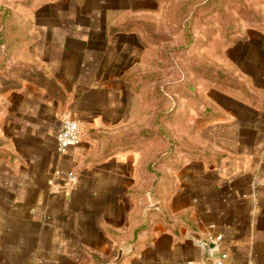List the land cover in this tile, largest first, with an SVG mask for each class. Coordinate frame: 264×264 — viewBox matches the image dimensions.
<instances>
[{
    "label": "crops",
    "instance_id": "0c3cea01",
    "mask_svg": "<svg viewBox=\"0 0 264 264\" xmlns=\"http://www.w3.org/2000/svg\"><path fill=\"white\" fill-rule=\"evenodd\" d=\"M41 41L33 65L58 91L39 75L7 89L0 264H188L221 253L226 264H264V112L240 104L216 118L210 159L194 149L156 180L148 143L156 135L110 143L118 137L107 129L123 112L106 116L109 99L83 38ZM64 117L80 122L82 143L60 153ZM210 235L221 237L213 250Z\"/></svg>",
    "mask_w": 264,
    "mask_h": 264
},
{
    "label": "rangeland",
    "instance_id": "374dc122",
    "mask_svg": "<svg viewBox=\"0 0 264 264\" xmlns=\"http://www.w3.org/2000/svg\"><path fill=\"white\" fill-rule=\"evenodd\" d=\"M124 24L128 31L112 32ZM67 35L83 38L95 57L101 97L113 104L106 116L123 112L115 128L101 127L138 139L170 112V137L157 133L148 142L156 180L164 165L174 174L194 149L210 159L216 118L240 104L264 112V0H0V140L7 77L18 82L19 68L35 70L36 40L52 47Z\"/></svg>",
    "mask_w": 264,
    "mask_h": 264
},
{
    "label": "trees",
    "instance_id": "16d2710c",
    "mask_svg": "<svg viewBox=\"0 0 264 264\" xmlns=\"http://www.w3.org/2000/svg\"><path fill=\"white\" fill-rule=\"evenodd\" d=\"M147 24V23H146ZM129 24H124L122 26H116L112 32L113 33H120V32H125V31H128L129 29ZM19 70L21 71V76H28V77H32V78H36L38 75L40 77V83L46 87H48L49 89L51 90H56L58 91V88L51 82L49 81L48 79H46L41 73H38L36 70H34L33 68H19ZM14 80H12L10 77H7V89L9 88H12V87H16L18 86V82H13ZM170 112H164V115H159L158 117L155 118L152 126L148 129H145L142 131V134H144L146 137L147 136H150V137H154L157 133H161L165 136H168L170 137V130L169 128H167L164 123L165 121L168 119V116H169ZM163 118V121L162 119ZM133 137V140H135V138L137 136H128V137H124L123 140L122 139H114L112 141H110V143H117V142H121V141H127V142H130L129 139L131 138L132 139ZM131 140V141H133ZM170 140V147H169V150H168V153L170 152V154L172 155L173 154V147H174V141L171 140V138L169 139ZM157 162V161H155Z\"/></svg>",
    "mask_w": 264,
    "mask_h": 264
},
{
    "label": "built area",
    "instance_id": "2783aa9c",
    "mask_svg": "<svg viewBox=\"0 0 264 264\" xmlns=\"http://www.w3.org/2000/svg\"><path fill=\"white\" fill-rule=\"evenodd\" d=\"M56 147L58 152L65 153L71 147L79 146L82 143V128L78 120L72 117H64L61 120L59 130L56 136ZM73 172H70V176ZM221 237L209 236V240L214 241ZM228 255L221 253L215 255L210 262L198 263L195 261H189L188 264H226Z\"/></svg>",
    "mask_w": 264,
    "mask_h": 264
},
{
    "label": "water",
    "instance_id": "95a60500",
    "mask_svg": "<svg viewBox=\"0 0 264 264\" xmlns=\"http://www.w3.org/2000/svg\"><path fill=\"white\" fill-rule=\"evenodd\" d=\"M158 206V204H156L155 206H153V207H157ZM219 246V244L217 243V242H215V241H212L211 242V250H213V249H215V248H217Z\"/></svg>",
    "mask_w": 264,
    "mask_h": 264
}]
</instances>
